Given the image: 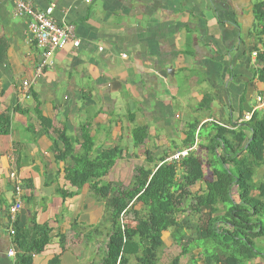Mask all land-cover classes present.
Masks as SVG:
<instances>
[{
	"label": "crops",
	"instance_id": "crops-1",
	"mask_svg": "<svg viewBox=\"0 0 264 264\" xmlns=\"http://www.w3.org/2000/svg\"><path fill=\"white\" fill-rule=\"evenodd\" d=\"M26 1L53 8V19L72 26L80 44L69 42L38 73L29 20L13 15V0H0V113L11 116L10 132L0 136V264H18L9 231L17 186L19 229L35 222L52 230L32 264L55 257L54 264H97L104 203L90 184L78 188L68 180L73 159H57L65 149L60 133L76 151L85 143L94 155L121 147L123 157L102 180L125 186L136 167L153 168L162 156L194 147L191 131L194 151L206 161L210 129L198 137L201 129L240 128L264 92L256 0ZM138 128L148 135L137 151ZM263 177L260 168L255 180Z\"/></svg>",
	"mask_w": 264,
	"mask_h": 264
},
{
	"label": "trees",
	"instance_id": "trees-1",
	"mask_svg": "<svg viewBox=\"0 0 264 264\" xmlns=\"http://www.w3.org/2000/svg\"><path fill=\"white\" fill-rule=\"evenodd\" d=\"M254 15L264 34V0H256ZM259 56L264 76V54ZM211 125L206 160L210 180H205L203 162L193 150L178 163L164 162L166 157L162 156L153 168L136 167L126 187L102 180L123 157L121 147L102 149L94 155L92 144L85 143L76 151L65 133H60L65 149L56 157L73 159L68 180L78 188L90 184L95 197L104 203L101 225L106 220L108 231L100 264H130L132 259L133 264H158V252L165 245L163 236L170 229L177 242L195 235L182 248V256L197 249L188 264H261L259 257L264 254L256 249L254 240L264 236V177L255 180V176L264 168V113L253 112L250 120L235 130ZM10 128V114L0 113V136L7 135ZM132 135L137 148L148 133L138 128ZM201 135L200 131L198 137ZM194 137L195 131H191L192 144ZM203 182L204 186L192 191ZM14 229L17 263L32 264L33 255L43 252L50 242L51 228L34 222L32 228L23 230L16 222ZM179 259L180 255L172 264H178ZM56 262L58 257L50 264Z\"/></svg>",
	"mask_w": 264,
	"mask_h": 264
},
{
	"label": "built area",
	"instance_id": "built-area-1",
	"mask_svg": "<svg viewBox=\"0 0 264 264\" xmlns=\"http://www.w3.org/2000/svg\"><path fill=\"white\" fill-rule=\"evenodd\" d=\"M13 1V15L17 18H26L27 20H29L27 30L28 33L32 35L34 44L40 52L41 56V61L36 67L38 73H41L45 69L50 68L53 65L54 53L58 50L64 49L69 42L72 41L74 47L79 46L80 41L78 39L73 38V27L68 24H59L53 19V8L40 10L38 8H35L29 1ZM86 1L88 2L89 0ZM254 56H257V53H254ZM23 86L28 87L29 82L25 81L23 83ZM257 109L264 111V92L257 97V106L254 108V110ZM253 112L251 114L246 115L244 118L246 120H250ZM197 143L198 140L195 139L194 147L175 151L173 154L169 155L164 162L178 163L191 151L196 149ZM14 191L15 197L17 199L12 205V207L9 209V218L11 223L9 231L11 235H14L15 233L14 225L17 220L18 214L20 213L23 207V195L21 186H17ZM9 254L13 255L14 252L10 251Z\"/></svg>",
	"mask_w": 264,
	"mask_h": 264
},
{
	"label": "rangeland",
	"instance_id": "rangeland-1",
	"mask_svg": "<svg viewBox=\"0 0 264 264\" xmlns=\"http://www.w3.org/2000/svg\"><path fill=\"white\" fill-rule=\"evenodd\" d=\"M208 125L209 126H206V128H202L201 129L202 135H205L208 132L207 130H209L210 127L212 126L211 124H208ZM138 150H139V148L137 147V151ZM202 162H203V167H204V171H205V174H206L205 180H210L211 173H210V170L208 169V164L206 163V161H202ZM136 165H138V164H135V166ZM132 179H129V178L126 179L125 180V184L126 185L128 184V186H129V184H131V182H132ZM122 183H123V181H122ZM204 185H205L204 182L203 183H198L197 185L192 187V191L199 190V188L204 186ZM123 186H125V185L123 184ZM188 214H190V212H188ZM104 215H105V210H104ZM184 215H186V213ZM191 216H192V219L194 221L198 220V216H194V215H191ZM205 216H206V214H203L201 216L203 221H205L206 218H207ZM261 219H262V221H264V215L261 217ZM107 225H108V223L105 220L103 225L99 226L100 230H101V235L99 236L100 238H99V241H98V246H100V247L99 248H98V246L95 247V251L97 253H98V251H100L99 254H97L98 255V258L96 259V263L97 264H100V262H101L100 260L103 258L104 254H105L106 233L108 231V228H107L108 226ZM191 232H192V230L189 231V233H191ZM194 236L195 235L191 234L187 238H185L182 242L181 241L177 242L172 237V229L166 231L165 234H164L165 245L158 252V257H159V263L158 264H172L174 259L176 257H178V255H180V259H179L178 264H188L190 262L191 256L194 255V254L196 255L195 252H197V249L196 250L191 249L190 253L182 256V254H181L182 253V248L184 246L187 247V245H189L188 243L191 241L192 238H194ZM254 243H255L256 249L264 254V236L260 237V238H256L254 240ZM90 246H92V244H90ZM259 258H260V263L264 264V256H260ZM134 262L135 261L132 259L130 261V264H133ZM249 264H253V263H249Z\"/></svg>",
	"mask_w": 264,
	"mask_h": 264
}]
</instances>
